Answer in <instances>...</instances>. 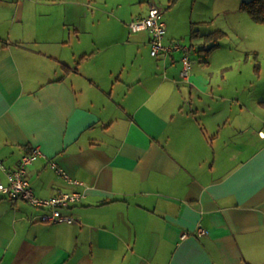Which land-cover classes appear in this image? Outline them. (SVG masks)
<instances>
[{
	"label": "crops",
	"instance_id": "0c3cea01",
	"mask_svg": "<svg viewBox=\"0 0 264 264\" xmlns=\"http://www.w3.org/2000/svg\"><path fill=\"white\" fill-rule=\"evenodd\" d=\"M148 1L0 0L11 18L0 28V158L13 166L40 146L28 166L35 194L86 192L64 209L73 223L0 196V264H264V91L228 77L237 58L264 75V23L241 9L248 0ZM151 4L164 12L163 43L190 50L188 81L177 52L152 55L149 31L129 26ZM195 6L239 17L259 40L236 53L224 26L193 21ZM25 9L46 18L25 24ZM104 18L124 34L101 35ZM78 20H91V43L68 51ZM215 30L225 34L207 51ZM130 45L138 68L113 50Z\"/></svg>",
	"mask_w": 264,
	"mask_h": 264
},
{
	"label": "built area",
	"instance_id": "2783aa9c",
	"mask_svg": "<svg viewBox=\"0 0 264 264\" xmlns=\"http://www.w3.org/2000/svg\"><path fill=\"white\" fill-rule=\"evenodd\" d=\"M164 12L161 7L151 4L145 15L134 18L129 26L132 31L147 30L151 34V54L157 56L161 53L168 54L176 49H184L185 54L182 56L181 78L188 81L191 75L192 58L190 50L187 46L180 43L170 46L163 43V36L166 30V22L164 20ZM43 150L40 146H35L30 152L25 153L13 166H8L0 158V170L4 173L5 178L0 174V196H7L12 199H24L35 207L43 209L39 218L48 222H79L80 219L72 214L64 212L71 206L81 202L86 196L85 191H61L57 195L44 198L37 196L28 177V166L33 163ZM52 167L71 181L67 172L59 167L56 162H51ZM198 233L206 232V229L199 227Z\"/></svg>",
	"mask_w": 264,
	"mask_h": 264
},
{
	"label": "rangeland",
	"instance_id": "374dc122",
	"mask_svg": "<svg viewBox=\"0 0 264 264\" xmlns=\"http://www.w3.org/2000/svg\"><path fill=\"white\" fill-rule=\"evenodd\" d=\"M146 1H148V0H146ZM184 1H185V8L188 5H190V3L193 2V0H184ZM222 1L223 0H217V3L222 2ZM226 1L229 4V3H234L236 0H226ZM3 3L4 2H0V28L3 29V31H4V30H8V28L10 27L11 18L6 14V9L8 6L6 4H3ZM196 7L197 6H195V14L192 15L194 17L193 21L195 20V18H202V19H205L206 21H208V22H204L202 24V26H199V27L203 28L202 30H207V31L214 30L217 27L219 28L220 25L224 26L227 34H229V37H230V39H228V41H230L231 43L234 44V49H235L236 53H238L239 51H242V49H245L247 46H251L253 42L259 40V37H253V31H252V29H250L251 27L246 25L245 21L240 22V20H238L239 17L231 15V14H228V15L218 14V13L213 12V11L211 13L201 11V13L198 14V10L196 9ZM91 9L94 10L96 8L92 7ZM42 12L43 11H41V10L27 11L25 9V13H24L25 24L33 25L37 22L39 23V21L41 22L44 18H46V17L42 16ZM166 12H167V10H166ZM186 14H187V17H185V18H187V19L191 18L190 17L191 14L189 12L186 11ZM92 20H94V16H93ZM78 22H79L78 23L79 26H81V28H82V32L78 36L75 35L76 32L72 33L71 42L69 43L68 49H67L68 51H72L74 48H78L79 43H81L83 46L91 43V39H92L91 32H92V26H93V24L91 23V20L88 23H86L84 20H78ZM97 25L98 26H97L96 30L101 35L103 34L104 30L107 31L105 29L107 26H115V34H113L115 36H117V35L121 36L122 34H124V31L121 30V27L117 23H115L113 20H108L106 18L100 19L97 22ZM194 26H197V25H195V23H194ZM194 28L195 27H193V29ZM190 30H192V28ZM203 32H206V31H203ZM109 34L111 35V33H109ZM185 38H186V36L180 37V40L183 41V43H186V41L184 40ZM189 38H190V34L187 37L188 41L190 40ZM228 41L227 40L224 41L225 45L232 47V46H230V43ZM176 42H178V41L170 43V46L176 44ZM178 43H180V42H178ZM181 45L186 46L183 44H181ZM89 50H91V49H89ZM113 50H116V54H117V52L120 51V53H122L121 55L123 57L125 56L128 59L129 69H134V68L139 67L140 61H136L134 66H132L133 65L132 62H133V60H135L136 56L139 59L141 57V53L137 52L136 46L130 45L129 49H128V46H121V47L116 46ZM174 52H177V54H179L181 56V60H182V56L185 54L184 49H182V51L174 50ZM161 54L163 55L164 53H161ZM160 60H159V63L161 64ZM197 61H198V59L195 60V62H197ZM263 63H264V60H263ZM232 67H233V69L228 70L229 81L232 80L233 85H236L238 87L239 91H244V89H246V91H264V75L261 78H259L258 77L259 73H256L255 71H253L252 66L249 62L246 63V61L244 60V62L242 61V64H241V61L237 58L236 60H234ZM158 71L164 72V69H159ZM191 71H192V69H191ZM261 74H264V71ZM232 89H234V88H232Z\"/></svg>",
	"mask_w": 264,
	"mask_h": 264
},
{
	"label": "trees",
	"instance_id": "16d2710c",
	"mask_svg": "<svg viewBox=\"0 0 264 264\" xmlns=\"http://www.w3.org/2000/svg\"><path fill=\"white\" fill-rule=\"evenodd\" d=\"M241 9L247 11L254 21L258 23H264V0L243 1L241 4ZM224 34L225 33L222 30H215L206 34V40L213 42V44L207 48V51L219 46V40L224 36Z\"/></svg>",
	"mask_w": 264,
	"mask_h": 264
}]
</instances>
